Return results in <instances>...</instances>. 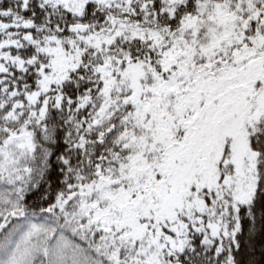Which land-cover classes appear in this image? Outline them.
<instances>
[{
    "label": "snow or ice",
    "instance_id": "snow-or-ice-1",
    "mask_svg": "<svg viewBox=\"0 0 264 264\" xmlns=\"http://www.w3.org/2000/svg\"><path fill=\"white\" fill-rule=\"evenodd\" d=\"M0 264H264V0H0Z\"/></svg>",
    "mask_w": 264,
    "mask_h": 264
}]
</instances>
